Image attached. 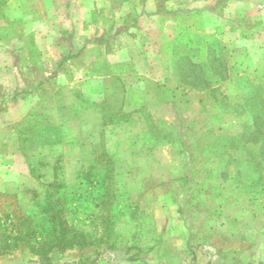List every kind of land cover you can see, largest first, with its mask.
Returning a JSON list of instances; mask_svg holds the SVG:
<instances>
[{"label": "rangeland", "instance_id": "obj_1", "mask_svg": "<svg viewBox=\"0 0 264 264\" xmlns=\"http://www.w3.org/2000/svg\"><path fill=\"white\" fill-rule=\"evenodd\" d=\"M158 1L160 8L168 2ZM261 5L250 0L247 9L255 14L235 20L232 28L219 19L225 24L219 27V39L197 57L180 52L183 38L179 43L168 32L166 39L153 31L154 22L145 26L146 19L131 12L113 22L91 19L90 26H103L107 32L92 28L84 33L82 19L41 18L32 12L12 18L10 9L3 11L13 15L0 16V129L12 125L8 133L16 134L10 143L0 142V159L5 157L9 170H0V264H35L36 257L22 250L23 242L13 240L18 237L14 227L19 216L44 212L40 202L45 201L46 184L36 179L33 168L36 152L43 148L31 140L19 144L14 125L20 122L42 127L28 126L27 136L52 131L60 139L85 142L100 163L121 161L110 181L114 200L96 199L91 210L79 199L64 210L72 227L89 230L95 240L94 248L83 251L90 260L99 256L98 264H189L193 250L195 264H207L209 258L215 264H264ZM131 24L138 26L136 33H116L117 25ZM195 58L210 65L195 67ZM202 81L210 86L203 89ZM204 90L209 97H202ZM178 136L187 144L179 160L168 146ZM63 146L56 143V154ZM226 154L236 161L228 171L238 173L233 183L239 187L227 188L232 176L229 182L219 176L225 162L219 157ZM138 156L159 162H150L145 171ZM173 168L183 173L189 169L186 188L182 179L162 174ZM210 169L217 177L208 181L222 190L211 193L209 185L199 193L198 181ZM151 171L157 175L148 177ZM44 240L39 234L27 243L37 248ZM83 252L68 249L62 261Z\"/></svg>", "mask_w": 264, "mask_h": 264}, {"label": "crops", "instance_id": "obj_2", "mask_svg": "<svg viewBox=\"0 0 264 264\" xmlns=\"http://www.w3.org/2000/svg\"><path fill=\"white\" fill-rule=\"evenodd\" d=\"M167 1L168 2L163 4V7L160 8L158 0H0V16L11 18L13 14H8L9 16L2 14V12L5 10L7 11L8 8V10H11L10 12L15 14L12 18L20 16V13L32 12L34 14L37 13L36 15L41 18L58 19L63 16L68 18V21L73 22L78 21V19H82L83 26H86V29H83L84 33L90 32L92 28L95 32L102 33L107 32V29H103V26H90L92 23L91 19H104L103 21H109L112 19L110 21L113 22L118 20L121 16H127L129 12H131V14L135 17L146 19L145 26L149 20L154 22L156 25L152 27L153 31L155 32V30H157L159 33L166 34V39L167 36H169L168 32H171L169 34L175 33L174 36H171L172 38L178 36L179 43L183 38L182 43L179 45L181 48L180 52L181 50H184L187 54L190 53V56L195 55L197 57V54L199 55L208 50V46L210 44L209 42H215V37L217 38V35H219V27H223L226 24V28H232L235 20L241 21V19L251 18L253 17L251 14H255L247 9V3L250 0ZM258 1L263 4L261 7L264 8V0ZM23 15L24 14L21 16ZM219 19H224L225 24H220V21H218ZM137 27L138 26L135 27L132 24L128 26L117 25L115 30L116 33L118 32L120 35L129 34L134 32L136 33ZM143 29L147 30L146 27ZM208 34L211 36L210 40H208ZM217 39H219V37ZM84 42L88 43L90 41ZM222 44L224 45L225 43ZM97 45L103 46L101 42H98ZM88 47L89 45L85 48ZM191 63L198 66H206L208 62L207 60L201 58H195V60H192ZM170 92L172 93V91ZM201 94L202 97L207 98L210 95V91L204 90ZM14 126L15 130L19 133V135H17L19 144L31 140L34 142L36 147L43 148L42 150L36 152L35 164L33 167L35 170L34 174L38 181L45 184L57 185L74 194L85 191H94L96 193L100 191L97 181H100L101 178L104 177L105 169L98 165L97 158L92 156L91 146L85 142L77 144L75 141H69L66 137H62L60 139V135L53 133L52 131H40L36 132L34 136H27L26 130L28 129V126L36 127L35 123L29 124L26 122H20L16 123ZM40 128L42 129L39 125L35 129L41 130ZM12 129V125H7V127L4 126L0 129V131H3V136H0V142L3 144H7V142L10 143L12 136L16 134L14 133L11 135L8 133V131H11ZM57 142L64 143V149L59 154H56L54 149ZM168 146L174 153L176 152L175 157L178 156V160L179 158H182L180 143L174 142ZM13 153H9L8 157L10 158L12 156L11 158H13ZM116 153L117 152L114 154ZM21 155V153L18 154V156ZM138 158V160L142 162L141 167H146L145 171L150 170V162H159V160H156L155 157L154 159H149L148 157L144 158L142 156H138ZM211 158L214 157L210 156V160ZM4 159L5 157L0 159V170L8 172L9 170L4 164ZM24 161H26V158ZM113 161L114 167L117 170L116 167L121 161L117 159ZM116 172L115 177L117 176ZM133 172L134 171H132L131 174H133ZM162 174H164L165 177L170 176V178H178L181 180L186 175V172L183 173L182 171H178L176 168H173L162 172ZM162 174L158 176H161ZM156 175L157 173L152 172L151 175H148V177H155ZM192 175H195V173L193 172ZM203 177V179L198 181L200 185L199 193H203L209 185V192L211 193L218 194L220 190H222L219 186H213V183L208 181V178L212 179L217 177V174L211 169L206 171ZM91 182H93L94 186L90 185ZM140 191L141 189L138 187L137 192ZM213 200L216 204H218L219 200H216V198H213ZM40 205H43L42 210L44 212L37 215H25L30 218L31 225L35 231L46 232L51 227V219L49 213L47 212L44 199L40 202ZM262 213V217L264 218V211ZM233 216H235V214Z\"/></svg>", "mask_w": 264, "mask_h": 264}, {"label": "trees", "instance_id": "obj_3", "mask_svg": "<svg viewBox=\"0 0 264 264\" xmlns=\"http://www.w3.org/2000/svg\"><path fill=\"white\" fill-rule=\"evenodd\" d=\"M218 46V43H216ZM213 45V44H212ZM212 49L215 47L212 46ZM219 48V46H218ZM217 48V49H218ZM71 55L66 56L64 60L67 58H70ZM210 62L206 64V66H198L193 65L195 67H207ZM213 63V62H212ZM215 81V80H214ZM202 84H204L203 89L210 86V81H202ZM115 123V122H113ZM260 141V140H259ZM264 141V140H263ZM178 142L180 143V148L182 154L187 152V144L185 143V140L182 139V137L178 136L177 139H173L172 143ZM252 144H258V140H252ZM207 147L204 149H201V151L206 152ZM211 153V152H210ZM209 155V150H207L206 154H203V156ZM218 157L217 154L214 155V158L216 159ZM220 160H224V167L223 170L220 172L219 176L224 179L227 177L228 182L231 180L232 176V183H229L227 185V188H232V186L239 187V183L237 184L233 183V180L235 182V179L238 178V173L235 172V174H232L228 171V165H234L236 161L229 156L228 154L224 155L223 157H219ZM245 163V162H243ZM97 164L100 165L105 169V175L103 178H101L100 181H97L98 187H100L99 192L94 191H85L82 193L74 194L71 192L66 191L65 189L57 186V185H51L46 184V192H45V204L47 207V212L50 215L51 219V227L46 232H37L33 229L30 218L26 215L19 216V220H21L19 223V226L14 227V230L16 231V238H13L15 242L22 241V250H29V252L36 257L35 264H98V260L100 259L99 256L96 257L94 260H90V253H84L83 251L85 249H92L95 247V240H93V237L90 235L89 230L84 231V229H79L76 227H72L71 223L69 221V214L68 217H65V209H67V206L69 208V205L72 203V205H77V200H82L84 206H89L92 210V207L94 206L93 203L97 199V203L102 202L103 200L109 198H113L114 200V192L110 190V181L113 180L115 177V167L114 163L111 160H108L106 162L100 163L97 159ZM187 166V165H186ZM264 166V165H263ZM188 168V166L186 167ZM227 168V169H226ZM212 170V169H211ZM213 171V170H212ZM214 172V171H213ZM224 172H226L228 175H226ZM216 173V172H215ZM218 173V172H217ZM191 176V173L189 169H186V175L183 177V187L187 184V177ZM255 182V178L252 180ZM96 182V179H95ZM217 182L213 184L215 186ZM91 186H93V182L90 183ZM186 188V187H185ZM185 190V189H184ZM188 190V189H186ZM92 195V196H91ZM67 196V197H66ZM94 197V198H93ZM67 198V199H66ZM105 198V199H104ZM67 205V206H66ZM79 205V204H78ZM73 207V206H72ZM71 210V208L69 209ZM21 226L24 229H21ZM44 235L45 240L42 242L37 243V248H34L31 245H28L30 241V238L36 235ZM68 249H77L79 251L83 252V255L77 256L75 258H72L71 261L65 262L62 261L64 253ZM196 255L194 254V251L190 252L189 257V264H195ZM207 264H215L211 258L207 260Z\"/></svg>", "mask_w": 264, "mask_h": 264}]
</instances>
